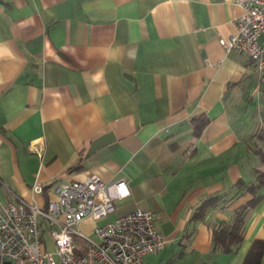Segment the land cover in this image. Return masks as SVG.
Listing matches in <instances>:
<instances>
[{"label": "crops", "instance_id": "crops-1", "mask_svg": "<svg viewBox=\"0 0 264 264\" xmlns=\"http://www.w3.org/2000/svg\"><path fill=\"white\" fill-rule=\"evenodd\" d=\"M242 11L235 0H0V200L44 206L62 182L124 179L109 220L146 208L172 257L242 264L264 239V68L218 42ZM243 206L227 254L213 231Z\"/></svg>", "mask_w": 264, "mask_h": 264}, {"label": "built area", "instance_id": "built-area-1", "mask_svg": "<svg viewBox=\"0 0 264 264\" xmlns=\"http://www.w3.org/2000/svg\"><path fill=\"white\" fill-rule=\"evenodd\" d=\"M235 1L243 9L235 32L218 42L226 52L244 53L263 69L264 0ZM32 191L41 193L43 187L35 184ZM128 194L124 179L104 180L89 173L83 180L60 183L44 206L18 196L0 200V264H145L146 254L158 253L167 243L151 210L139 207L95 224ZM44 226L50 228L53 251L46 249ZM74 235L84 239L83 246Z\"/></svg>", "mask_w": 264, "mask_h": 264}, {"label": "trees", "instance_id": "trees-1", "mask_svg": "<svg viewBox=\"0 0 264 264\" xmlns=\"http://www.w3.org/2000/svg\"><path fill=\"white\" fill-rule=\"evenodd\" d=\"M260 114L261 124L259 125L258 131L255 135L263 140V145L258 148L257 153L261 161L264 163V99L262 100ZM258 175L262 183V180L264 181V172L259 171ZM240 187V191L248 189L252 192L254 189L258 188V185L253 184L248 188H244V185L241 183ZM244 209L245 206L237 209L230 221L224 222L213 231L212 241L214 247L221 248V250L227 254H231L235 251L233 246L239 244L243 239V232L245 228L243 214ZM263 254L264 239H255L250 244L242 264H262Z\"/></svg>", "mask_w": 264, "mask_h": 264}, {"label": "rangeland", "instance_id": "rangeland-1", "mask_svg": "<svg viewBox=\"0 0 264 264\" xmlns=\"http://www.w3.org/2000/svg\"><path fill=\"white\" fill-rule=\"evenodd\" d=\"M109 218L110 217H106V218H103V220L102 219L98 220V224L104 223L105 221L109 220ZM79 228L85 230V227H79ZM43 229H44L43 236H44V240H45L46 249L48 251H53L54 250V243H53L52 237L50 235V228L44 226ZM74 237H75V240L78 244H80L82 246L84 245V243H85L84 239L79 238V237L77 238L75 235H74ZM173 249H174L173 247H168L164 251L161 250L158 253H148L144 256V262L146 264H197V263H195L196 258L193 255L186 254V256H184V258H182V259L178 258L177 256L172 257L173 252H174V251H172ZM178 250L179 249L175 250V252H177ZM56 259H57V257H56Z\"/></svg>", "mask_w": 264, "mask_h": 264}, {"label": "snow or ice", "instance_id": "snow-or-ice-1", "mask_svg": "<svg viewBox=\"0 0 264 264\" xmlns=\"http://www.w3.org/2000/svg\"><path fill=\"white\" fill-rule=\"evenodd\" d=\"M120 191H121V193H123L125 190H124V188H123V187H121Z\"/></svg>", "mask_w": 264, "mask_h": 264}]
</instances>
